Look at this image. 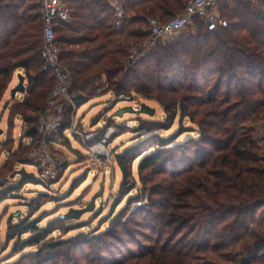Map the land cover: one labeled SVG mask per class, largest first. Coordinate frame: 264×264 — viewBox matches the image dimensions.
<instances>
[{
    "label": "trees",
    "instance_id": "obj_1",
    "mask_svg": "<svg viewBox=\"0 0 264 264\" xmlns=\"http://www.w3.org/2000/svg\"><path fill=\"white\" fill-rule=\"evenodd\" d=\"M66 1L71 21L56 31L63 66L72 76L70 92L82 94L77 104L108 92L116 98L137 94L165 112L162 120L138 117L132 127L136 141L114 154L123 174L119 194L134 190L136 179H129L137 159L144 185L158 183L155 175L169 168L172 179L167 186L152 187L146 206L134 203L144 187L115 212L118 200L103 230L63 239L51 236L60 229L57 220L40 225L42 218L28 214L10 220L7 237L19 256L5 264H264V213L258 221L256 216L264 208V0H219L227 26L209 30L196 19V32L158 42L131 65L130 48L150 37L147 18L165 22L188 0H125L119 27L105 0ZM42 47L38 0H0V120L8 110L11 128L16 118L36 125L29 113L44 110L55 83L44 68ZM19 70L27 80L24 99L8 100L1 108ZM177 117L180 122L189 118L197 135L179 141L183 127L161 134ZM192 150L194 163L175 164ZM26 178L41 182L32 173ZM18 187L0 188V201ZM89 224L80 218L68 226Z\"/></svg>",
    "mask_w": 264,
    "mask_h": 264
},
{
    "label": "rangeland",
    "instance_id": "obj_2",
    "mask_svg": "<svg viewBox=\"0 0 264 264\" xmlns=\"http://www.w3.org/2000/svg\"><path fill=\"white\" fill-rule=\"evenodd\" d=\"M216 10L220 14L225 12L223 1L217 4ZM194 28L198 30L197 22L189 26L185 32H194L196 31ZM17 81L18 79L15 75L11 87L1 103V108L10 99L11 89ZM22 96L23 94L19 93L15 100H17V97L21 98ZM133 97V101L122 100L116 98L113 92H109L77 104L76 123L79 130L86 134L97 129L99 131L100 128L106 130L108 127H113L109 138V148L112 150L114 156L116 152L123 150L136 141L137 133L132 127L138 124V117L162 120L165 116L163 107L154 100L145 99L137 94H134ZM142 103L154 107L156 109L154 115L146 113L136 114L134 112H125L120 116L113 115L121 107L127 105L140 106ZM7 116L8 114H4L1 119V127L4 129V133L0 136V182L3 180L7 181L5 184L0 185V188H3L6 184L19 185V187L12 194H7L6 199L0 201V264L8 263L19 256L18 254L14 255L12 251L14 240H8L7 237L10 220L17 219L16 217L11 219V217L18 212L20 213V217L21 215L28 214L32 215L31 218H42L40 225H45L52 219L57 220L55 227L60 229L53 231L51 236L61 235L63 239H67L80 231L86 232L97 230L98 228L103 230L108 225V217L111 215L110 211L112 207L119 200L120 204L115 209V212H118L125 206L131 195L140 191L137 187H144V190L140 192V197L134 203L135 205L141 204L146 206L149 204L148 200L151 196L152 187L162 188L167 186L172 179L169 168V172L164 173L166 176L164 174L155 175L158 183L148 180L144 185L138 175L137 159L133 164V174L129 179L130 182L133 181L132 178L136 179V186L128 195L122 196L118 191L122 186L123 174L116 165V162L114 160L107 161L104 158L94 161L90 157V151L85 145L83 138L67 130L68 142L65 140L58 146L59 152L57 157L61 160V167L57 179L51 182L50 186L34 179L30 180L31 182H26L29 181L28 178L23 179L25 174L21 175L18 171L25 169L27 173H32L38 178V169L33 164L32 152L34 149L40 147L35 142L28 144L29 136H26L24 120L17 121L15 126L11 128L8 125ZM106 124L108 125L107 128H105ZM168 125H170V122ZM180 127H183L184 132L179 137V141H184L189 136L197 135L193 131L194 128H192L195 126L189 118L182 119L180 122V117L176 118L170 129L161 131L160 133L170 135L176 133ZM20 142L29 147L20 145ZM13 153H16V155H13ZM190 153L195 152L192 150V152L185 154V156H181V160L175 162V164L181 161L184 164L192 161ZM150 176L152 177V174ZM78 179L81 182L74 187ZM95 195L97 198L95 200L94 211L85 212L79 218H60L61 215L67 214L73 209H84L91 203ZM262 213H264V208L256 212V216H258L257 221L262 219ZM80 218L91 222L89 227L70 230L74 226L68 225L76 223ZM140 239L143 240L141 237ZM130 247L133 248L134 246L131 245ZM30 249L32 248L27 247L25 251H29ZM89 250L90 248L87 246L86 251ZM122 251H125V248H122ZM113 253L120 256L116 249L113 250ZM77 255L80 254L77 253Z\"/></svg>",
    "mask_w": 264,
    "mask_h": 264
},
{
    "label": "built area",
    "instance_id": "obj_3",
    "mask_svg": "<svg viewBox=\"0 0 264 264\" xmlns=\"http://www.w3.org/2000/svg\"><path fill=\"white\" fill-rule=\"evenodd\" d=\"M105 1L114 9L116 27L121 26L125 17V0ZM218 1L188 0L181 13L165 22H161L156 17L147 18L150 37L130 48L128 64L131 65L136 62L141 55L154 48L158 42L161 41L165 44L176 39L185 33L186 29L196 22V19H201L209 30H218L220 27L227 26V20L216 10ZM38 4L43 24V47L41 50L43 65L46 70L52 72L55 83L45 101L44 110L40 114L29 113V117L36 118V133L29 137L28 144L35 142L40 147L33 150L32 161L38 169V179L50 186V183L57 179L60 172L61 160L57 157L58 146L68 139L67 130L83 138L90 151V157L94 161L101 158L112 161L114 157L112 150L109 148V138L113 127H108L105 131H97V129L86 134L79 130L76 123V95L70 92L72 76L63 66L61 46L56 31L60 23H70L71 12L66 0H38ZM117 98L134 100L131 96L124 94L119 95ZM69 107L71 108L69 124L68 127L64 128ZM133 107L136 110L140 108L137 105H133ZM23 123L27 130L29 128L28 124L25 121ZM92 141L93 143L90 144L89 142Z\"/></svg>",
    "mask_w": 264,
    "mask_h": 264
},
{
    "label": "water",
    "instance_id": "obj_4",
    "mask_svg": "<svg viewBox=\"0 0 264 264\" xmlns=\"http://www.w3.org/2000/svg\"><path fill=\"white\" fill-rule=\"evenodd\" d=\"M216 31H218V30H216ZM17 79H18V83L11 89V98L12 99L16 98L17 93L24 94L26 92L27 85H26L25 75L22 73H18ZM81 97H82V94H78L75 96V99L79 100ZM155 110L156 109L154 107H151L146 103H142L138 110L134 109V107L132 105H127V106H124V107H121L120 109H118L113 115L114 116H120V115H123V113H125V112H134L136 114L146 113L149 115H154ZM3 133H4V129L1 127V120H0V136L3 135ZM35 133H36L35 126L29 127L26 130V136H29V137L33 136ZM18 172H20L21 175L27 173L25 171V169L19 170ZM6 181L7 180L1 181L0 185L5 184ZM96 198H97V196L95 195L92 198L91 203L87 207H85L84 209H79V210L73 209L69 213L61 215L60 218H62V219L79 218L85 212L94 211ZM13 217L20 218V213L18 212L15 215H12L11 219Z\"/></svg>",
    "mask_w": 264,
    "mask_h": 264
},
{
    "label": "crops",
    "instance_id": "obj_5",
    "mask_svg": "<svg viewBox=\"0 0 264 264\" xmlns=\"http://www.w3.org/2000/svg\"><path fill=\"white\" fill-rule=\"evenodd\" d=\"M18 73H22V74H24L23 70H19V71H17V72L15 73V75L17 76ZM13 79H14V78H13ZM12 82H13V81H12ZM17 83H18V81L16 82V84H17ZM11 84H12V83H11ZM16 84H15V85H16ZM26 85H27V80H26ZM10 87H11V86H10ZM8 90H9V89H8ZM7 92H8V91H7ZM108 93H109V92H108ZM6 94H7V93H6ZM5 96H6V95H5ZM16 96H17V95H16ZM8 97H9V96H8ZM95 98H96V97H95ZM10 99H11V96H10ZM10 99H9V100H10ZM17 99H19V100L24 99V94H23V96H22L21 98H18V97H17ZM93 99H94V98H93ZM7 111H8V110H7ZM7 111L5 112V114H8ZM7 118H8V116H7ZM19 120H23V119H22V118H16L15 121L17 122V121H19ZM1 123H2V121H1ZM6 124H7V122H6Z\"/></svg>",
    "mask_w": 264,
    "mask_h": 264
}]
</instances>
